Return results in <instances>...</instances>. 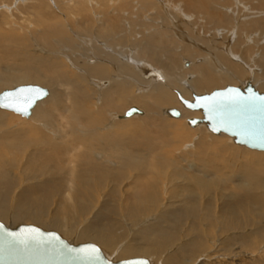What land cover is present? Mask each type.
I'll return each mask as SVG.
<instances>
[{"label":"bare ground","instance_id":"1","mask_svg":"<svg viewBox=\"0 0 264 264\" xmlns=\"http://www.w3.org/2000/svg\"><path fill=\"white\" fill-rule=\"evenodd\" d=\"M185 1L187 2V0ZM206 1L209 2L210 0ZM214 1L216 0H213V3ZM260 1H262L260 7L256 6L259 5L257 3L254 5L256 6L255 11L257 8L259 11V8L264 9V0ZM218 2L220 4L222 0ZM160 3L162 4L161 8L167 7L169 11H173L172 14L174 13L178 16L174 21L185 19L188 23L185 24L186 21H181V25L185 26L190 24L188 26L191 28L190 34L187 35V33H184V36L180 35L183 37V40L185 39V42L190 39V36L195 38L192 46L190 45L191 48L189 47L190 51L187 49L188 47L184 46L185 44L183 45L181 38V42L178 41L180 43L174 42V33L170 31L169 28L167 29L166 25L162 23L163 20H159L158 17L153 14H149L146 18L143 17L145 19H140V23H133V25L136 24L135 29L139 28L140 33L143 35V39H140V44L143 45L142 49L138 50L137 45L127 44L125 37L123 38L120 36L122 38H116L115 33L117 32V26L114 17L118 14V10L117 13L114 11L110 12L111 15L108 14L104 19L106 21H102V24L98 25L99 27L96 30L94 29L95 31L92 30V32H95L92 35H90V32H88L89 30L85 29L82 25L81 27L84 28L82 31L86 36H78V43L76 44L69 41L56 42L55 44L57 47L54 49V46L50 45L46 38H38L36 43H39V41L42 43L46 42V48L58 53L61 59H65V61L74 65L76 69L80 70V68H82L81 70H83V67L86 66L85 70H83V74L85 75L78 76L76 70L77 76L74 79L65 71V65L61 62L62 60H53V58L43 57L44 55L39 56L42 53H50V51H47L40 43L39 45L35 43L34 51L40 53L36 55L35 53L30 54L20 47H17L19 45L14 46L11 41L5 45L0 39V91L4 88L13 86V88H8V90L14 89L20 86V84L22 85V83L28 85L26 84L27 82L43 84L51 87L52 90V93L49 91V96L46 99L36 105L31 116L26 118L30 119L32 117V122H30L31 120L29 122H22L14 131H6V129L16 121L13 114L8 113L11 111L5 112L7 110L4 111L0 109V141H3V147L1 148H4L3 150L8 151L9 154L18 155L17 157L20 161L18 163H22L20 167L21 170L28 174L26 179L23 178L24 181L21 182V179H19V182L16 181L11 172L13 167L5 159V154L7 153L3 150L5 154L0 152V215L2 216L0 220L13 217L15 220L17 219L16 222H18V220H23L37 226L61 229V231L65 229L67 231L65 232L67 236H74L75 238H80V240L87 239L89 241H94V243H97V245L104 250L108 257H117L118 255V258L121 260L127 259L126 257L134 258L148 256V258L151 257L152 261L155 263L158 262V264H247L245 259L251 260L255 252H250L251 255L246 251L248 246L245 247L243 244L246 238L242 237L239 239L237 234H233V236L231 235V240H228L224 244V248L216 246L214 250L211 249L213 250L212 252H209L208 248L205 246L204 240L199 235V228L196 227L198 224L191 221V225L188 223L189 226L187 228L184 227L186 226L185 221L190 218H199L197 211L204 210V208L201 209V205L197 204L200 199H198L197 202L193 201L191 205V198L193 195L190 193V187L186 183L180 182L179 184L170 186V182H172L171 180L173 179L177 182L183 179L189 184L194 185V183H198V185L203 184L209 186L194 173L196 170L205 171L210 176L209 170L214 168L213 166L216 164V161H221L222 158H213V156H209L210 162H208V160L204 159L206 148L209 147V150H218L222 148L223 141L226 143L225 134L210 138L209 146H207L208 142H206L208 140L203 136L200 137L196 143H192L197 151V157L195 159L197 163L194 162L192 165L193 161L189 162L188 160V155H192L190 158L191 160H193L192 158L194 157V153L190 152L191 150H188L189 152L186 151V153L182 152L184 154L183 156L186 155L187 157V161L185 160L186 163L189 164L187 168L184 165V169L178 170L176 167L177 163L170 161L171 159L168 158V153L171 152L169 149L171 150L172 148L169 142L170 138H176L177 140L183 136L180 135L182 133L180 126H183L181 123H187V125L192 128L190 130L194 131L193 133L203 132L204 127L208 129L205 123L195 127L189 125L188 120L193 119V112L200 114L198 118H202V113L200 111H191L184 108L183 104L178 99L177 92L185 99L193 100L194 94L202 95L210 93L214 89H222L229 84L244 86L248 81L252 82L260 92H264V43L262 44L263 46L260 45V40L264 35V21H262L264 18V11L262 12L261 9L260 14L256 12L248 14L250 15L248 19L250 18L249 20H251L252 24H248L249 27L246 25V28H251L252 25H255V28H258L259 32H261L260 29L263 30V33H255L259 34V37L256 36V38H254L255 35L250 37V41H252L255 46H253L255 48V53L251 52L250 48L249 52L248 48L240 46L239 47L242 49L238 52V50H236L238 47L236 46L237 48H234L232 45L234 41L236 42L237 37L240 35L239 31H241L240 27L242 23H240L241 19L238 18L239 16H236L235 20L233 19V22H235L234 26L231 25V22L230 25L232 27L226 30L222 29L221 26V29L217 28V25L222 21H219L218 18L214 23L213 18L214 20L217 18V15L214 13L213 17L211 16L212 19L204 15V18H201L200 21L199 17L198 20L193 21L192 18H195V16H192V18H186L185 16L182 18L180 16L183 14V11L181 13L182 6L177 2V7H175L173 3L170 4L168 1L160 0L159 5ZM241 3V6H239L240 10L242 6H245L243 2ZM80 5H82V3ZM188 5L189 4H186L189 9ZM178 6H181L179 7L181 8L180 15L178 13ZM194 8L195 7H193V11ZM164 9L166 10V8ZM132 12L135 11H129V13ZM170 13L168 14L171 15ZM230 13L232 15V12ZM157 15L160 14L157 13ZM198 16L200 15L198 14ZM124 17L125 14L122 15V17L119 16V18L123 20ZM134 17L136 18V16ZM200 17H202V15ZM247 21L245 22L248 23ZM259 21L262 22L258 23ZM237 23H239V31L235 33L233 29ZM166 24L168 25V23ZM45 26L47 25L45 24ZM75 27L79 28L78 25H75ZM47 30L50 29L47 28ZM251 30H254V28L248 29L246 35L243 33L242 36L248 40L249 33H253ZM50 32L51 34H58V29H52ZM134 35H136L135 32ZM200 35L205 37L202 38ZM12 38L15 39L14 37ZM48 39L50 40V38ZM175 39L178 38L176 37ZM133 40L135 41V39ZM24 41L26 42V40ZM206 43H209L207 47L204 46ZM235 45H237V43H235ZM248 46H251V44ZM136 50H138V52H136ZM176 53L182 60L184 70L181 68L182 63L180 64L181 60L179 62L180 58L176 56ZM224 53H227L226 55L232 59H237V53H239L241 59L245 62V66L243 67L242 65L244 62L242 63L239 60L240 63H242V65H240L239 62L237 63L242 66L240 68L238 65L232 63ZM256 53H258L257 57L260 56L259 59L255 58ZM52 57H55V55ZM102 61H106V63L109 62L111 66L114 65L113 75H115V78H112V71L110 72L107 65H104ZM86 64H88L89 67H87ZM184 65H186V67H184ZM136 69L137 74L133 72ZM88 81L92 83L91 85L94 88H88L86 86L85 83ZM132 81L134 83H132ZM222 83L226 84L222 85ZM146 84L151 85H149V87H144ZM136 86L139 88V93L134 95L132 89ZM3 91L5 90H2L0 93ZM43 103L46 105L44 108L40 107ZM126 107L128 109L138 107L142 109H139L142 114H135L132 117L126 118L125 113L128 110ZM176 108H180L181 110L177 109L181 113L179 118L171 117L166 113L167 109ZM95 113L100 117L96 118ZM119 117H121L122 120H119ZM163 117L169 120H165ZM172 118L175 120H172ZM137 119L146 122L147 125L137 126L138 122L137 124L135 123ZM104 125H106V127ZM101 126H104L106 131L103 129L104 132H101ZM117 126L120 132H118V134H113L114 132L112 131H114ZM132 127L136 129L134 133L139 132V129H141L140 132H142V135L140 137L146 140V142L140 143L139 147H136L137 149L129 148L130 136L128 137V133ZM208 131L210 130L208 129ZM210 133L212 132L210 131ZM208 135L209 134H205V136ZM86 136L87 138H85ZM109 136L114 137L116 140L109 141L107 138ZM183 137L179 140L183 141L185 138ZM190 137L185 138L184 141H191L192 138ZM138 138L136 137L132 141H136ZM232 142L234 143L233 138ZM198 145L202 146L198 147ZM230 145L225 146L224 150H235V148L230 147ZM254 151L255 150L249 152L251 155L250 161L253 164L252 169L234 178H236L237 181H243L245 178L249 177V179H252L251 181H255V183H250V185L253 186L252 189L258 190L264 188V170L260 168L263 165L261 161L264 160V155L255 153ZM2 153L3 155H1ZM12 154H10V156ZM157 155L158 157H156ZM156 158L158 160H156ZM167 166H173L175 168V171L171 174L168 172L169 176H167L166 173ZM251 171L254 174H252ZM129 172H134L135 175L128 180L127 177ZM120 176H122L124 180L127 179L123 188L125 187L127 188L126 191H130L129 193L127 192L128 194L125 195L126 197L123 200L126 201L128 205L126 209V220L128 218L129 221H134V219L138 218L139 214L144 213L145 215L147 214V216L149 215V220L145 222H149L152 216H156V220L152 225L148 227H145L146 225L142 226V228L137 229L136 232H132L133 228L139 223V221L135 220L134 224H131L132 226L130 225L131 227H129V230L133 234L130 240L125 244H122V241L126 238V235L123 234V230L119 231H121V235L124 237L121 236L118 239L117 236L119 234L115 231L116 229L111 230V228H108L106 230L103 226H100L101 223H104L102 221L108 220L111 215L115 214L112 212L113 209L111 208V200L114 196L113 191L108 197L111 200H106L105 197L108 196L106 195L104 197L106 204H104V201V203L101 201L104 205L102 204L99 207L100 209L96 210L97 212L93 210L94 208L92 209V206L97 203V201H95L96 197L93 199V197H89L88 195L90 194L88 192L92 189H103L106 184L111 182L119 183ZM159 177L162 178L158 179ZM164 179H166L167 182H164ZM220 180L221 178H219V181ZM219 181H217V183ZM20 184H22V186H20ZM123 184L124 183H122V185ZM228 184L229 182L225 183V185ZM238 185H241V187L232 192L233 194L231 195H228L229 193L226 191L227 186L223 187L227 199L225 203L219 205L217 210L219 213L217 214H214L216 211L214 209V211H207L206 209L205 212H207H204V215L207 219L212 218L213 214L214 216L218 214L221 215L220 217H223L224 222L238 219L239 217L237 216L240 213L250 212L251 207L247 206L251 204H259L256 208L264 210V195H260L262 192L250 195L249 190L251 191L252 189L243 187V183ZM160 186L161 188L172 187L173 190L178 192L172 195V197H169L166 203L158 200V204L156 205L157 201L155 200L157 198L155 197L158 195L156 193L159 192H157V190ZM82 189H86L85 192L88 191L86 192L88 194L84 193V195H88L90 198L91 207L85 203L88 201L89 204V200L85 201V196L82 195ZM16 190L17 192L13 194ZM171 190H169V195ZM92 192L93 190L91 193ZM164 192H166V190H164ZM122 194L123 193H121V196ZM10 200H12L13 205H15V211L11 210V212H9L7 210ZM94 201L95 203L93 204ZM107 201L110 203H107ZM51 205L55 206V209L51 212L48 209L46 213V209L48 207L51 208ZM91 214L90 220L94 219L91 221L93 223H86L85 221L89 220L87 217ZM101 215H103V217H100ZM262 215L264 214L262 213L260 217H264ZM202 217L203 216H201V218ZM47 219L50 221L48 224H46V221H48ZM68 219L74 221L76 225L74 224L70 227L67 223H64ZM215 219H217V217H215ZM98 220L101 221L97 223ZM82 222L83 224H81ZM126 222H128V220ZM183 222L184 224L182 225ZM225 223L228 224L227 222ZM241 225L242 224L235 229L226 230L222 232V234L224 235L226 232H238L242 234L246 229L241 227ZM182 229L185 231V235H183V239L180 240L179 235L182 233L180 232ZM192 229L194 230L192 231ZM172 230L175 231L173 232ZM230 245L232 249L229 248L228 250V246ZM226 247L228 250L227 255L224 253L226 252ZM222 252L224 255H222ZM220 257L221 259H219ZM258 258L261 257L258 256ZM229 259L230 261L228 262Z\"/></svg>","mask_w":264,"mask_h":264},{"label":"rangeland","instance_id":"2","mask_svg":"<svg viewBox=\"0 0 264 264\" xmlns=\"http://www.w3.org/2000/svg\"><path fill=\"white\" fill-rule=\"evenodd\" d=\"M159 1L160 0H138V1L137 0H133V1L132 0H0V39L2 40V42L5 45L8 44V43H10V41H11V43L14 46L19 45L17 47H20L21 49H23L24 51H27L30 54L35 53L37 55V54H40V53L39 52L36 53L34 51V46H35V43L37 42L38 38H40V39L42 37L43 38H46L48 40L47 42L50 45L54 46V49H56L55 47H57L56 44H55L56 42L59 43V42H67V41H69V42H73V44H76V43H78V41H77L78 40L77 39L78 36H82V37L83 36H86V34L83 33L82 29H84V28L85 29H88L89 30L88 32H90V35L94 34L95 32H92V30L95 31L99 27L98 25H101L102 24V21L105 22L106 20H104V19H105V17L108 14L111 15L110 12L114 11L115 13H117V10H118V14L116 15V17H114L115 18L114 21H115V24L117 26V32L115 33L116 38H119L120 36H122L123 38L125 37L126 40H127L126 41L127 44L137 45L138 50L142 49L143 48V45L140 44V41L143 39V35L140 33L139 28L138 29H135L136 28L135 27L136 24L133 25V23L134 22L135 23H137V22L140 23V19H142L143 17H145V18L148 17L149 14L150 15L153 14L156 17H158L159 20H163L162 23L166 25L167 29L169 28V30L174 33L173 34L174 36L172 35L173 38H174L173 41L175 40L174 42H176V43L178 41L181 42V40H180V38H181L182 39V42H183V45L185 44L184 46L185 47H188L187 49L190 51V48H191L190 45L192 46L193 42L195 41V38H193L192 36H190L189 37L190 39H188L189 42H188V40L186 41L187 43H190V44H187L185 42V39L183 40V37H182L186 33H187V35L190 34L191 28L188 27L190 24L189 25H185V26L184 25H181V21L182 22H185L186 21L185 19L184 20L183 19L182 20L180 19L179 21H174V20H176V18L178 16L175 15L174 13L172 14L173 11L172 12L169 11L168 10L169 8L164 7L167 10V13H166V10L164 8H161L162 4L160 3V5H159ZM161 1H168L170 4L173 3L175 5V7H177V3L180 1L178 4L181 5L182 7L181 6H178V13H179V15L183 11V14L180 15L182 18H183V16H185L186 18H190V17L192 18V16H195V18H192L193 21L194 20H198V17H199V21H200L201 18H204V15H207V17H210L212 19L213 15L216 14L217 15V18L215 20L213 18V22L215 23L216 20L219 18V21H222V22H220V23L217 22V23H219L218 25L216 23L217 28H220V26H221L222 29H226V30L227 29H230L229 27L234 26L235 22H233V19L235 20L236 16H239L238 18L241 19V22L240 23H242V26L240 27L241 31H239V29H238L239 28V23H237V25H235V28L233 30H235V33L239 31V33L241 35V38H240V35H239L237 37V39H236V42L234 41V44L232 46H234V48H237L238 47L236 49V50H238V52L242 49L240 47H245V48H248V51L249 52H250V49H251V52L255 53L254 52V49H255L254 47L255 46H254V43L252 41H250V37H253L254 35H255L254 38H256V36L259 37V34H255V33L259 32L258 28L256 29L255 28V25H252L251 26V28H254V30H251V32H253L254 34L253 33L252 34L249 33V39H248L249 40V43H248V40L245 37H243L242 35H243V33H244V35H246V31L248 29H251V28H246V25L252 24L251 20H249L250 18L248 19V17L250 16L248 14L251 13V12L252 13L253 12H256L257 14L258 13L260 14L261 9H262V12L264 11L263 8H259L260 11L257 8L258 12H257V10L255 11L256 6L257 7L258 6L260 7L262 1H260V0H248V2H247V0H243V1H241V0H222V2H220L221 5L218 2V1H221V0H216V1H214V3H213V0H212V2H211V0L209 2L206 1V0H187V2L185 0H179V1H177V0H161ZM223 2H224V4H223ZM241 2H243V4L245 6H247V7L242 6V9L240 10L239 9V6H241V4H242ZM249 2H250V4H249ZM81 3H82V5L83 4L84 5L83 6L80 5ZM183 3H185V4H183ZM198 3H200V4H198ZM246 3H247V5H246ZM256 3L259 4V5H256ZM186 4H189L188 5L189 6V9L187 8ZM183 5H184V8H183ZM254 5H256V6H254ZM136 7H137V10H136ZM179 7L182 8L181 13H180V9L181 8H179ZM193 7H195L196 10L194 8V11H193ZM251 7H253V8H251ZM199 8H200V10H199ZM140 9H142V10H140ZM191 9H192V11H191ZM216 9H218V10H216ZM248 9H249V11H248ZM37 10H39V11H37ZM43 10H45V11H43ZM130 10H133L135 12L129 13ZM154 10H155V12H154ZM213 10H215V11H213ZM137 11H138V13H137ZM31 12H33V13H31ZM215 12H217V13H215ZM230 12H232V15H231ZM157 13L160 14L161 16L160 15H157ZM164 13H166V14H164ZM168 13H170L171 15H169ZM124 14H125L124 20L122 18H119V16L122 17V15H124ZM198 14L200 16L202 15V17L198 16ZM134 16H136V18ZM223 16H225V17H223ZM161 17H162V19H161ZM101 18H102V20H101ZM145 18H143V19H145ZM223 18H225V19H223ZM243 18H244V20H243ZM170 20H172V21H170ZM247 20H249V21H247ZM245 21H247L248 23H246ZM262 21H264V18H263ZM262 21H259L258 23H261ZM227 22H229V23H227ZM166 23H168V25ZM187 23H188V21L185 22V24H187ZM230 23H231L232 26L230 25ZM45 24L47 26H45ZM75 25L76 26L78 25L79 28H76ZM82 25H83L84 28L81 27ZM91 25H92L93 28L91 27ZM46 27L48 29H50V30H52V29H58V34H53V33L51 34L50 30H47ZM80 27H81V30H80ZM247 27H249V25ZM60 28H61V30H60ZM63 28H65V29H63ZM236 29H238V30H236ZM71 30H73V31H71ZM260 30H261V32H259V33H263V30L262 29H260ZM74 31H75V33H74ZM177 31H179V32H177ZM134 32H135L136 35H134ZM35 35H36V37H35ZM37 35H39V36H37ZM42 35H45V36H42ZM180 35H182V36H180ZM195 35H196V33H195ZM47 36H48V38H50L51 41L47 38ZM12 37H14L15 39H13ZM17 37H18V39H17ZM122 37H120V38H122ZM176 37L178 39H175ZM200 37L203 38L205 36L200 35ZM263 37H264V35H263ZM263 37H262L263 40L262 39L260 40V45L261 46H263L262 44L264 43V38ZM30 39H32V40H30ZM133 39H135V41L137 43ZM14 40H15V42H14ZM24 40H26V42ZM5 42H7V43H5ZM180 42H178V43H180ZM39 43L47 51H50V53H46V54L45 53H42L39 56L44 55L43 57H48V58H51V59L53 58V60H59V61L62 60L61 62H63V64L65 65V71L73 79L77 76V74H78V76L85 75V74H83L84 73L83 70H85L86 66L83 67V70H81L82 68H80V70H81L80 71L79 69H76L74 65H72L69 62L65 61V59H61V56H59L58 53H56L53 50H49L48 48H46V44H45L46 42L42 43V42L39 41ZM39 43H36V44L39 45ZM235 43H237V45H235ZM243 43H245V44H243ZM28 44H29V46H28ZM30 44H31V46L33 48L30 46ZM138 44H139V46H138ZM250 44H251V46H248ZM208 45H209V43L204 44V46H206V47ZM198 48L200 49L199 46H198ZM138 50H136V52H138ZM52 53H53V55H52ZM237 54H238V58L237 59H232L228 55H226V57H228L232 61V63L238 65L240 68L242 66L244 67L245 66V62L243 61V59H241L239 53H237ZM54 55H55V57H52ZM257 55H258V53L255 54V58H258L259 59L260 56L257 57ZM176 56L180 58V56L177 55V53H176ZM258 59H256V60H258ZM180 60H181V58L179 59V62H180ZM239 60L242 63L244 62L243 65H242V63H240ZM102 62L104 63V65H107V67L110 70V72L112 71L111 72V75L113 77L112 76L111 77L112 78H115V75H113L114 74V67H113L114 65L111 66V64L109 62L106 63V61H102ZM238 62L242 66H240L239 64H237ZM181 63H182V60H181L180 64ZM186 63H184V64H186ZM188 63H190V62H188ZM88 64H86L87 67H89V65H91V64H89V65ZM66 65H67V67H66ZM182 65H183V63L181 64V68L184 70V68H183ZM184 67H186V65H184ZM75 71L78 72V73L76 74ZM136 71H137V69L134 70L133 72L135 74H137ZM72 73H74V74H72ZM132 83H134V82L132 81ZM26 84L39 85L41 87H44V88L48 89L52 93L51 87L45 86L43 84H38V83H33V82H27ZM85 84H86V86L88 88H90V87L91 88H94L91 85L92 83H90V81L86 82ZM225 84L226 83H222V85H225ZM22 85H25V83H22ZM149 85H151V84H146V85H144V87H147V86L149 87ZM229 85H232L233 86L235 84H229ZM237 86H239V85H237ZM13 87H8V88H13ZM8 88H4L2 90H8ZM134 89H135V92H134ZM138 89L139 88H137V86L136 87H133L132 90H133V94L134 95H137L139 93ZM45 106H46L45 103H43V105L42 104L40 105V107H42V108H44ZM37 108H39V107H37ZM138 109H140V108H138ZM176 109H179L180 110V108H176ZM140 110H142V109H140ZM1 111H3V110H1ZM5 112H8V111H5ZM8 113H12L13 116H14V118L16 119V121H15L14 124H12L11 126H9L8 129H6V131L7 130L8 131L9 130L10 131H14L15 129H17L18 125L20 123H22V122H27V121L29 122L30 120H31L30 122H32V119H31L32 117L30 119H26V118H24V117H22L20 115H17V114H15L13 112H8ZM192 114H193L192 118H194V117L195 118H198L200 116V114L199 113H196V112H193ZM95 115H96V118H99L100 117V116L98 117L96 113H95ZM163 118L165 120L171 119L169 117H168L169 119L168 118L166 119V117H163ZM120 119H121V117H119V120ZM173 119L174 118H172V120ZM177 120H180V119H177ZM137 122H138V125L137 126H139V125L140 126L147 125L146 122H144V121L142 122V120L140 121V119H137V121H135L136 124H137ZM183 123H181L183 126H180L181 127V132H182L180 135L181 136L183 135L185 138L191 136L190 138H192V140L191 141L188 140L189 142L188 141L185 142L184 141L185 138L182 136L184 138L183 141L182 140H179V139H182V137L179 138V139H177L178 140L177 141L176 138H172L171 139L169 137L170 138V141L169 142H170V145H172V148H171V150L169 149V151H171V152L168 153V158L171 159L170 161H172L174 163H177L176 164V167H177L178 170H181L182 168L184 169L185 168L184 165L186 166V168L189 165V164L186 163V161H187L186 155L183 156L184 155L183 153H186V151L189 152L188 150H191L190 152H193L194 153V157L192 158L193 160L190 159L192 157V155L191 156L188 155L189 162H192L193 161L192 162V165L194 164V162L197 163L196 160H195L196 157H197L196 156L197 155V151L195 150V146L193 144L196 143L197 140L200 137L203 136L204 138H206L208 140V141H206V142H208L207 143V146H209L210 138H212V137H218L217 135H214V134L210 133V131H208V129H205V127L203 129L204 130L203 132L193 133L194 131H191L190 130L192 128L189 127L187 125V123H185V122H183ZM104 126L106 127V125H104ZM104 126H101V132H104V130H105L104 129ZM135 130L136 129H134L132 127L129 130V133H128V137L130 136L129 137V142H130L129 143V148L130 149H137L136 147L137 146L139 147L140 143L146 142V140H143L140 137L142 135V132H140L141 129H139V132H135L134 133ZM205 131H207V132H205ZM112 132H114L113 134H118V132H120L118 126ZM205 134L206 135L209 134V135L208 136H205ZM78 135H79V133H78ZM84 135H86V134H84ZM224 136H225V139H226V143L223 141L222 148H220L218 150H209V147L206 148V153L204 154L205 155L204 159L205 160H208V162H210L209 161V159H210L209 156H213V158H216V157H221L222 158L221 161H219V160L216 159L217 161H216V164L213 166L214 168H211L209 170L210 176L205 171L196 170L195 173H194L196 176H199V178L204 183L208 184L209 186H206V185H203V184L198 185V183H194V185L193 184H189V183H187L183 179L180 180V181H178V182L175 179L171 180L172 182H170V186L171 185H174V184H179L180 182H184V183H186L190 187V193H192V195H193L192 198H191V205H192L193 201H196L197 202L198 199H200V201L197 204H200L201 205L200 208L201 209L204 208V210H198L197 211V214H199V218H192V219L190 218L189 220L185 221L186 226H184V227L187 228L189 225H191L190 224L191 221L196 222L198 224L196 227L199 228V235L204 240L205 246H206V248H208L209 252H212L214 250V248H216V246H219V247H223L224 248L225 247L224 244L228 240H231L230 238L233 236V234L234 235L237 234V236H239L238 237L239 239H241L242 237L246 238V241L243 243L245 245V247L248 246L246 248V251H248V253L255 252L253 255L250 253L252 255V259L251 260L245 259L246 262H247V264H264V217H260V215L262 213L264 214V210H259V209L256 208V206H259V204H251V205H248L247 207H251L249 213H240L237 216V217H239L238 219L225 221L228 224H226L224 222L223 217H220L221 215L218 214L217 216L216 215L214 216V214L219 213V212H217L219 205H221V203L222 204L225 203V201L227 199V197L224 194V189H223L224 186H227L226 187V191H228V193H229L228 195H231V194H233L232 192L236 191L237 189H239L241 187L242 184L241 185H238V184L243 183V187H245L247 189L248 188L252 189L253 186H251L250 183H255V181H251L252 179H249V177L248 178H245L244 180L242 179L243 181H237L236 178H234L237 175L242 174V173L245 174L246 172H249L250 169H252V165L253 164L250 161V156L251 155L249 154V152H251L252 150L246 149L244 147H240V146H238V145H236V144H234L232 142V138H229L226 135H224ZM136 137L137 138L140 137V138H138V140H136V141H132ZM85 138H87V136ZM107 138H108L109 141L110 140H116L112 136H109ZM228 138H229V140H228ZM2 143H3V141H0V150H1L0 152H3L4 151L3 150L4 148H1V147H3V144ZM229 145H230V147H234L235 150H233V151L232 150H229V151L224 150L225 149V146H229ZM199 146H202V145H198V147ZM4 152H6L7 154H5ZM4 152L3 153L6 155L5 156L6 161H8V163H10L12 165V167H13L11 169L13 178L16 181H18V182H19V179H21L20 180L21 182L24 181L23 178L26 179V176H28V174L26 172H24L23 170H21L20 167H21L22 163H20V164L18 163V162H20L19 161V158L17 157L18 155H14V154L10 153V154H12L10 156V154L8 153V151L5 150ZM195 152H196V154H195ZM254 152L255 153H258V154L261 153L262 155H264V152H256V151H254ZM3 153L1 155H3ZM156 157H158V155ZM176 158H178V159H176ZM181 158H184V159H181ZM15 159L16 160L18 159V160L16 161ZM156 160H158V159L156 158ZM13 163H15V164H13ZM261 164H263V165L260 168H262L264 170V160L261 161ZM15 167L16 168L18 167L19 169L18 168L16 169ZM20 171H21V175H20ZM174 171H175V168L173 166L172 167H170V166H167L166 167L167 176H169L168 175L169 173L171 174ZM251 173L254 174L252 171H251ZM134 175H135L134 172H129V175H128L127 179L129 180ZM156 175H154V176H156ZM122 176H120V182L119 183H113V182H111L109 184H106L103 189H92L93 190L92 193H91L92 190H90L89 192L86 191V192L90 193L91 195L85 192L86 189H82V195L85 196L84 197L85 201L89 200V204H90V198L89 197L91 196V197H93V199H94V197H96L95 198L96 199L95 201H97V203H95V201H94L93 202V204L95 203L94 206H92V204L89 205L88 204V201L85 202V203H87L88 206H90V207L92 206V209L94 208L93 210L96 211V210H99L100 209L99 207L104 202H105L104 204H106V200H108V201L111 200L108 197H109V195H111V193L113 191V193H114L113 198L114 199L112 198V200H111V202H112L111 208L113 209L112 212H114L115 214L114 215H111L108 220L102 221L104 223H101L100 226H103V228H105L106 230L108 228H111V230H115L116 229L115 231L117 232V234L120 235V236L119 235L117 236L118 239L121 236H123V235H121L122 233L119 230H123V234L126 235L127 240L125 238V240L122 241V244L123 243L125 244L128 240H130V237L133 234L132 232H136V230L139 229V228H142V226H145L146 225L145 227H148V226L152 225L154 223V221L156 220V216H152V218H151V220L149 222H145L146 220H149V218H148L149 215L147 216V214L145 215L143 213V214H139L138 218L134 219V221H129V219L127 218L128 222H126L127 221L126 220V215H127L126 209H127V206L128 205H127V202L126 201H123V200L126 197L125 195H127L130 191H126L127 188H125V187L123 188V186L125 185V182H127L126 181L127 179L124 180V178H123L124 176L123 177ZM161 178L162 177H159L158 179H161ZM219 178H221L220 181H219ZM217 181H219V182L217 183ZM164 182H167L166 179H164ZM226 182H229V184L228 185H225ZM122 183H124V184L122 185ZM216 183H217V185H216ZM22 184H20V186H22ZM107 188H108V190H107ZM163 188L164 187L161 188V186H160L158 188V190H157V192L159 191L160 193L159 192L156 193V194H158L157 197H155L156 194L154 196L155 198H157L155 200V201H157L156 205L158 204V200H161L164 203H166V201L169 200V197H172V195H175L178 192L176 190H173L172 187L171 188L167 187V188H164V189ZM167 189H169V190L172 189L170 191V195H169V190H167ZM164 190H166V192H164ZM256 190L257 189H252L251 190L252 192L249 190L250 195H253V193H256L257 194V193H260V192H262L260 195H264V188L263 189H258L257 191ZM16 192H17V190L14 191L13 194H15ZM119 192L123 193L124 196H123V194L121 196V193H119ZM84 193L85 194H88L89 197H88V195H84ZM106 195H108V196H106ZM119 196H121V197H119ZM104 197H105L106 200L104 199ZM127 197H129V196H127ZM101 201L102 202L104 201V202L102 203ZM108 201H107V203H110ZM14 207H15V205H13L12 200H10L9 201V204L7 206V210L9 212H11V210L12 211H15V208ZM50 207L51 208L48 207L46 209V213H47V210L48 209H49L50 212L55 209V206H52L51 205ZM206 209H207V211H210V210H213V209L216 210L215 213L213 212L214 214L212 215V218L207 219L205 217L204 214L207 212V211L205 212ZM49 211H48V213H49ZM112 212H111V214H112ZM0 214H1V212H0ZM91 216H92V214L89 217H87L89 220L88 221H85L86 223H89V222H91V221L94 220V219H91L90 220V217ZM201 216H203V217L201 218ZM262 216H264V215H262ZM1 217L2 216L0 215V219H2ZM100 217H103V215H101ZM215 217H217V219H215ZM111 218H113V219H111ZM117 218H119V219H117ZM47 220L48 221H46L47 222L46 224H48L50 222L49 219H47ZM135 220L136 221H139V223H138V225H136L137 228L135 226L134 227L135 229L133 228V230L131 232L129 230V227H131L134 224ZM183 220H184V218H183ZM0 221L3 222V223H5L7 226H10V227H16V226H18L20 224H25V225L31 224V225H34L32 223H28L27 221H23V220L22 221L21 220L20 221L18 220V222H16L17 219L15 220L13 217H8L6 220L4 219V220H0ZM100 221L98 220L97 223H99ZM64 223H67V225L70 226V227H72L75 224V222L72 221L71 219H68ZM91 223H93V222H91ZM188 223H189V225H188ZM222 223H224V224H222ZM81 224H83V222ZM102 224H104V225H102ZM183 224H184V222L182 223V225ZM240 224H242L241 227H244L246 229L245 232H243L242 234H239L238 232H235V233H233V232H229V233L226 232V233H224V235L222 234V232H224L226 230H232V229H235V228L239 227ZM38 227H41L44 230H53V231H56V232L60 233L64 238H66L67 240H69L70 242H72L74 244L84 243V242H92V243H94V241H89L87 239L80 240V238H75L74 236H67L66 233H65L67 231L65 229L61 231V229H55V228L53 229L51 227L48 228L46 226H39L38 225ZM183 229H182V231H180V232H182L179 235L180 236V240H182L183 237H184L183 235H185L184 234L185 231ZM194 229H192V231ZM172 231L174 232L175 230H172ZM190 236H192V235H190ZM226 238H228V239H226ZM77 239H79V240H77ZM239 239H238V241H239ZM95 244H97V243H95ZM231 247H232L231 245L228 246V250ZM211 249H213V250H211ZM228 250H227V247H226V252H224L225 255L228 254L227 253ZM257 250H258V252H257ZM222 255H224L223 252H222ZM258 256H260L261 258H258ZM139 257H145V258L149 259L152 262V264L153 263L154 264H158V262L157 263L153 262L151 257H149V258H148V256H139ZM110 258H112L114 260H121V259L118 258V255H117V257L115 256V257H110ZM126 258L128 259V257H126ZM219 259H221V257ZM229 261H230V259L228 260V262Z\"/></svg>","mask_w":264,"mask_h":264},{"label":"water","instance_id":"3","mask_svg":"<svg viewBox=\"0 0 264 264\" xmlns=\"http://www.w3.org/2000/svg\"><path fill=\"white\" fill-rule=\"evenodd\" d=\"M184 108L200 111L202 118L189 119L190 126L205 123L216 134L233 138L234 143L264 152V92L252 82L244 86L227 85L210 93L193 95L187 100L177 92ZM49 96V90L39 85H20L0 93V109L22 117L31 116L36 105ZM39 97V98H37ZM166 113L179 118L177 109ZM142 114L137 107L128 109L125 117ZM0 264H152L145 257L114 260L92 242L74 244L53 230L36 225L7 226L0 221Z\"/></svg>","mask_w":264,"mask_h":264},{"label":"snow or ice","instance_id":"4","mask_svg":"<svg viewBox=\"0 0 264 264\" xmlns=\"http://www.w3.org/2000/svg\"><path fill=\"white\" fill-rule=\"evenodd\" d=\"M37 98H39V97H37ZM0 106H3V105H0Z\"/></svg>","mask_w":264,"mask_h":264}]
</instances>
